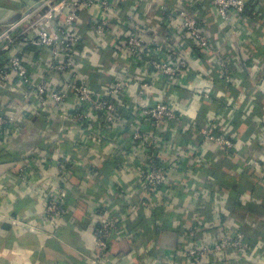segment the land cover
I'll return each instance as SVG.
<instances>
[{"label":"crops","instance_id":"crops-1","mask_svg":"<svg viewBox=\"0 0 264 264\" xmlns=\"http://www.w3.org/2000/svg\"><path fill=\"white\" fill-rule=\"evenodd\" d=\"M124 5L132 7L128 22L147 25L148 38L156 42L164 34L167 8L194 12L209 45L188 50L190 43L183 41L190 64L179 84L165 77L143 80L151 81L152 89L147 97L130 96L131 110L108 148L79 140L65 118L67 108L55 113L65 119L55 120L46 144L37 138L44 122L38 113L31 116L33 135L24 147L0 141V264H93L95 226L108 218L115 223L111 264H171L172 257L174 264H190L184 255L188 247L213 245L227 232L241 234L249 249L221 252L206 264H264V0H248L253 14L234 26L217 15L210 0H124ZM19 9L16 0H0V29ZM99 15L96 9L78 12L82 37L90 30L87 37L93 40V19ZM181 21L173 22L175 40H187ZM45 51L33 50L27 60H46ZM225 60L234 63L228 67L231 82L221 68ZM18 98L22 103L15 106L31 115L28 101ZM163 100L172 103L178 118L172 125L152 127L140 110ZM212 123L234 141L232 150L221 152L202 138L201 130ZM139 131L140 145L128 157L124 146ZM152 154L170 171L159 190L145 194L141 169L148 168ZM67 155L74 164L57 167L56 158ZM28 164L23 176L21 167ZM60 184L65 213L50 221L44 217L46 203ZM195 227L200 230L196 239L190 236Z\"/></svg>","mask_w":264,"mask_h":264},{"label":"built area","instance_id":"built-area-1","mask_svg":"<svg viewBox=\"0 0 264 264\" xmlns=\"http://www.w3.org/2000/svg\"><path fill=\"white\" fill-rule=\"evenodd\" d=\"M52 1H36L31 10L22 13L17 21L10 23L0 33V56L6 62L5 66H0V141L6 145L18 141L22 136L24 127L21 120L26 117L30 118L33 114L45 111V113H48L47 116L54 113L49 117L63 118L64 116L55 113L61 112V108H67L68 114L65 118H70L77 124L76 130L78 132H80L81 125L88 122V120L91 124H94L95 121L93 120L103 117V121H99L93 130V140L99 143L102 148H108L115 142L117 136L115 128L119 127L120 122L124 121L123 115L125 112H129L127 99L135 94L131 93V90H135L138 95L146 96V92L151 88L148 83L141 85L128 79H121L109 89L107 97L93 93L83 80L72 73L74 72L75 62L79 60V55H75L74 50L80 44V38L77 32L72 29V26L76 23L78 12L81 9H101L102 11L98 17L101 20L96 24L94 23L93 27L96 33L103 34L106 27H109L108 18H115L112 10L115 4L119 2L118 0H58L55 6L51 7ZM210 1L217 15L233 24L239 22L248 9V0ZM16 3L21 8V0H16ZM42 9H46L47 12L43 17L37 18ZM66 10H68L67 14L63 12ZM179 18L182 20V33L187 37V42L190 43L188 50L193 47L205 50L209 45L208 40L194 12L182 11L179 14L172 11L164 20V26L167 27L170 23L173 24ZM43 20L47 21L48 24L52 22L58 24L56 21L59 20L61 25L48 28L42 25ZM149 31L150 28L147 25L140 28L136 24L125 31L124 38H126L127 44L133 47L130 54L135 57L142 55L147 59L153 55H162L160 50L164 46L157 47L154 52L149 50L143 52L142 49H134L143 44L144 47L147 45L145 39L148 38ZM178 40H180L179 44L182 45L184 40L182 38ZM21 46H25V48H20ZM30 47L39 53L49 50L48 59L43 60L40 58L35 60L33 64L29 63L27 57L31 53L34 54L33 50H27ZM182 53L187 56L185 50L182 51L181 46L178 45V48L173 49L167 55L166 60L168 59L169 62L156 60L149 64L152 65L155 72L174 79L181 76V73L188 69L190 64L189 59L184 58V55H181ZM42 62H47V64L39 68ZM228 64L229 61L227 60L221 62V68L227 74V80L231 82ZM52 76L54 77L51 78ZM125 90L127 96H121L120 94ZM17 95L28 101L26 107H28V113L31 115L27 116L23 113L25 111H20L15 106V103L20 100ZM206 97H210V95L206 93ZM69 100H72V102ZM30 101H33V103L30 104ZM69 104H71L70 107H68ZM140 115L155 128L163 127L166 122H170L172 125L178 118L175 108L169 100L146 106L140 110ZM215 129L213 123L208 124L201 132L202 138L206 142L215 145L221 152L232 150L235 147L234 141L225 134L218 133ZM141 138L142 133L140 131L134 133L133 140L124 146L123 151L128 154V157L133 154L134 147L140 145L139 140ZM118 144L122 145L124 142H118ZM152 156L149 159L148 168L141 169V185L145 194L159 190L166 183L170 171L169 167L158 164L153 154ZM56 160L55 165L61 168H68L74 164L67 156H60ZM29 164L21 167L23 176L24 174L26 176L27 169L31 167ZM59 178L61 179L60 176ZM63 191L64 188L60 184L56 187L52 197L47 200L44 211L45 219L55 221L65 213ZM102 211L98 210L97 214L102 213ZM103 212L105 214V211ZM114 225L115 223L111 218L96 224L94 235L97 255L93 259V264H111L109 239ZM199 233V228L195 227L190 231V236L196 239ZM245 248L249 249L241 234L227 232L220 234L219 239L213 245H191L185 250L184 255L188 258L190 264H206L207 258L216 256L221 252L233 254ZM170 262L174 264L173 257Z\"/></svg>","mask_w":264,"mask_h":264},{"label":"rangeland","instance_id":"rangeland-1","mask_svg":"<svg viewBox=\"0 0 264 264\" xmlns=\"http://www.w3.org/2000/svg\"><path fill=\"white\" fill-rule=\"evenodd\" d=\"M31 1L36 2V1H40V0H31ZM57 1L58 0H53L51 3V7H54L55 4L57 3ZM123 1L124 0H118L119 3L115 4V7L112 10L113 13L115 14V18H113V19L108 18L109 27H106V30L103 32V34L96 33V31L93 27L94 23L96 24L101 19L98 17H95L93 19L92 28H93L96 36L92 32L91 38H93V40H95V42L97 43L98 46L92 45V47L89 48V46L87 45L88 42H94L92 39L87 37L90 30L88 31L87 36L82 37V34L79 32L78 25H76V23L73 24L72 29H74L77 32V34L80 38V44L74 50L75 55H78V53L80 52L79 53L80 60H78L79 63L75 62L74 72H72L73 75H76L81 80H83L85 82L86 86L93 93L102 94V97H107L108 96L107 93H108L109 89H111L113 87V85L118 80H121V79H128L130 81H134V83H140L141 85L143 83H148L150 88L152 89V82L151 81H143V80H145L151 76H153V78H154L152 80H157L158 77H165L174 86L175 82L177 81V83H178L179 79H181L182 74L187 72V69L181 73V76L173 79V78L164 76L162 74H159L158 72H155L154 71L155 69L152 67V65L149 64V63L156 61V60H165V61L169 62L168 59L166 60V58L168 57L167 55L171 51H173V49L178 48L180 40H175L172 37H170L171 36L170 32H174V29H175L174 24L170 23L169 26L164 28V30H163L164 34L162 33V38L157 39V42L147 38V39H145L146 44H147L145 47L143 44L142 46H140L138 48H134L135 50H141L142 49L143 52H145L147 50L154 52L157 47L164 46V48H162V50H160L162 53L161 56L153 55V56H150L149 59H147L146 57H144L142 55L135 57L132 54H130V51L133 49V47H131L130 45L127 44V40H125L126 38H124L125 37V31L130 29L132 27V25H135V24H136V26L143 28L144 24L141 22H138V23H133L132 21L128 22L130 19L127 16V12L132 11V7H129L128 10H125V5L120 6L121 2H123ZM125 1H127V0H125ZM132 1L134 2V0H132ZM211 5H212V3H211ZM130 6H132V5H130ZM126 7H128V6H126ZM212 7H213V5H212ZM31 9H32V6H30L27 2L24 6H22L19 9V11H21V12L13 17V19H16L13 22L17 21L20 18V16L22 15V13H25ZM172 9L173 8H167L166 18L169 16L170 12L174 11ZM213 9H214V7H213ZM48 10H49V7H48ZM96 10H98L99 12L102 11L101 9H96ZM135 10H138V9L135 8ZM67 11L68 10L63 11V12H65L67 14ZM182 11H184V10H180L179 12L181 13ZM46 12H47L46 9H44V10L42 9L38 13L37 18L43 17V15ZM65 13H64V15H65ZM247 14L252 15L253 11H251V13H249V10L247 9L246 13L244 14V16L241 19L242 21L244 18L247 17ZM62 17H64V16H62ZM241 20H239V22ZM116 21H117V23H115ZM224 21H226V20H224ZM42 22H43L42 25H44L48 28L61 25L59 20L56 21V22H58V24H56L55 22L48 24V22L44 21V20ZM226 22H228V21H226ZM10 23H12V22H8V23L4 24L0 29V33L3 30H5V28ZM228 23L234 26L238 22L234 23V24L230 23V22H228ZM86 30L83 28V34L86 33ZM90 34H91V31H90ZM97 38H98V40H96ZM184 41L188 44L187 40H184ZM179 46H181L182 51L185 50L183 44L179 45ZM47 51L49 53V50H47ZM47 51H45V52H47ZM177 52H179V51H177ZM49 54H47V55H49ZM181 55L183 56L184 54L182 53ZM183 57L186 59L188 58L189 62H190L189 57H187L186 55H184ZM169 60L171 61V59H169ZM82 64H84V70L82 68ZM229 64H231V61H229ZM232 64L234 65L233 61H232ZM78 67H79V71L81 70L80 73L78 72ZM229 67H230V65H229ZM80 74H83V75H80ZM60 75H62V74L60 73ZM131 91H132L131 93H135L134 95L137 94L135 90H131ZM120 95L126 97L127 96L126 90L123 93H121ZM129 99L130 98L127 99V102ZM29 103L32 104L33 101H30ZM70 106H71V104H69L68 107H70ZM130 110H131V108L129 106V111ZM175 113L177 114L176 111H175ZM46 114H48V113H45V111H43L42 113H38V115H37L41 118V121L42 120L44 121V122H42V124L40 123V126L38 128L39 131L42 132V134L40 137H37V138L39 139V142L43 139L44 144H46L45 138L47 139L52 134L51 127H53L55 124H57L58 120H64L65 119V118H56V117L52 118V117L47 116ZM41 116H44V117H41ZM34 119L35 118H33V117H30V118L26 117L25 119H22L24 121L21 120L22 125L24 126L23 127V133H22L21 138H19L18 141H14V143H16L18 146L24 147V144H25L24 142H28V140H30V138H32L33 134L31 131H28V129L32 128L31 124L35 121ZM55 120H57V121H55ZM93 121H95L94 124H91L90 120H88V122L81 125L80 132H79V138H80L79 140H81L82 138H86V140L89 139V140L93 141V136H94L93 130H94L95 126L98 125L99 121H103V117H99ZM68 122H69V125L72 127L71 129L77 128V124L73 120H71L70 118L68 119ZM206 127H207V125L203 129H205ZM63 130L67 131V129H63ZM202 130H201V132H202ZM25 131H26V134L24 135ZM217 132L219 133V131H217ZM27 135H29V137ZM88 143H89V141H88ZM67 157H68V155H67ZM109 254H110V250H109ZM152 255H157V253L153 252Z\"/></svg>","mask_w":264,"mask_h":264},{"label":"water","instance_id":"water-1","mask_svg":"<svg viewBox=\"0 0 264 264\" xmlns=\"http://www.w3.org/2000/svg\"><path fill=\"white\" fill-rule=\"evenodd\" d=\"M27 2H28V4H29L30 6H33V5L36 4L35 1H27V0H25V3H27ZM21 3H22V2H21ZM22 6H24L23 3H22ZM14 20H16V19H12L10 22H13Z\"/></svg>","mask_w":264,"mask_h":264},{"label":"trees","instance_id":"trees-1","mask_svg":"<svg viewBox=\"0 0 264 264\" xmlns=\"http://www.w3.org/2000/svg\"><path fill=\"white\" fill-rule=\"evenodd\" d=\"M6 62L5 60L3 59V57L0 56V66L3 67L5 66Z\"/></svg>","mask_w":264,"mask_h":264}]
</instances>
